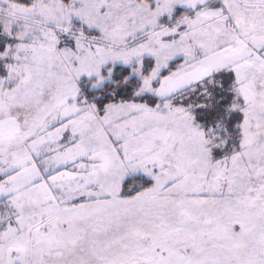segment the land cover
<instances>
[{
  "label": "snow or ice",
  "instance_id": "snow-or-ice-1",
  "mask_svg": "<svg viewBox=\"0 0 264 264\" xmlns=\"http://www.w3.org/2000/svg\"><path fill=\"white\" fill-rule=\"evenodd\" d=\"M0 264H264V0H0Z\"/></svg>",
  "mask_w": 264,
  "mask_h": 264
}]
</instances>
